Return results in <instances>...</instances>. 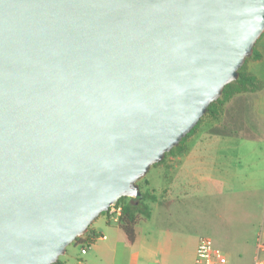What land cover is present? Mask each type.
<instances>
[{
  "label": "water",
  "instance_id": "95a60500",
  "mask_svg": "<svg viewBox=\"0 0 264 264\" xmlns=\"http://www.w3.org/2000/svg\"><path fill=\"white\" fill-rule=\"evenodd\" d=\"M264 0H0V264H54L236 80Z\"/></svg>",
  "mask_w": 264,
  "mask_h": 264
},
{
  "label": "crops",
  "instance_id": "0c3cea01",
  "mask_svg": "<svg viewBox=\"0 0 264 264\" xmlns=\"http://www.w3.org/2000/svg\"><path fill=\"white\" fill-rule=\"evenodd\" d=\"M263 34L255 45L260 56L249 57L243 67L260 81V88L231 96L220 113L203 121L185 140L184 148L164 164L167 171L159 189L161 197L155 189L148 191L155 200L150 201L149 217L137 222L133 244L126 242L117 223L91 226L84 238L92 241L93 234H98L102 237L96 239L106 241L93 244L97 260H107V249L112 246L113 257L107 261L111 264H183L184 243L193 234L189 223L197 225L202 199L207 196H225L224 202L235 208L227 222L230 230L222 231L225 237L234 232L248 246L254 236V258L262 251L264 259V250L257 249L258 238H264Z\"/></svg>",
  "mask_w": 264,
  "mask_h": 264
},
{
  "label": "rangeland",
  "instance_id": "374dc122",
  "mask_svg": "<svg viewBox=\"0 0 264 264\" xmlns=\"http://www.w3.org/2000/svg\"><path fill=\"white\" fill-rule=\"evenodd\" d=\"M209 117V115H205L203 117V121H205ZM177 151L178 149L173 148L172 152H167L165 154L163 161L150 166L146 174L137 181L141 192L151 191L152 189H155V193L159 197H161L159 194V189L164 185L166 181L165 173L167 171L164 167V164H166V162L170 160L171 156H173ZM224 197L207 196L202 199L203 204L201 205V219H199L197 225H194L191 222L189 223V230L192 231L191 233L193 234L184 243L183 264H196L195 249L197 241L201 236L209 237L210 239H212L215 246L218 247L226 256L228 264H257L256 259L254 258V254L256 252L254 236H250L251 241L249 242V245L246 246L242 241L241 236L234 235V232H232L231 236H226L227 238H231V241L229 242V240L227 241L224 233L222 232H227L228 230H230L228 225L229 219L230 215H232L233 210L235 209L224 202ZM128 199L129 197L127 196L124 198V200ZM148 203L149 205H152L153 202L148 201ZM104 212L101 213L92 222L91 226L94 225L95 222V224L99 226H108V224H111L113 226L116 225L115 222H109L107 213L106 211ZM141 224L144 223L141 222ZM94 243L102 245L105 244L106 241L94 239L89 243L84 242L83 246H85L86 250L88 251L86 255L81 254L80 252L81 244H75L73 241L67 246L65 254L59 256V259L67 260L69 264H111L107 261L111 260L113 257L112 246L107 249V260H97V258L95 257V247L93 245ZM125 248V250H130L129 247ZM238 254H240L241 257H239ZM258 255L259 258L264 261L262 257V251H260Z\"/></svg>",
  "mask_w": 264,
  "mask_h": 264
},
{
  "label": "trees",
  "instance_id": "16d2710c",
  "mask_svg": "<svg viewBox=\"0 0 264 264\" xmlns=\"http://www.w3.org/2000/svg\"><path fill=\"white\" fill-rule=\"evenodd\" d=\"M264 33V31H263ZM262 33V34H263ZM261 34V35H262ZM260 38V37H259ZM259 53L256 51L255 47L253 49L251 57L257 58L259 57ZM247 60V59H246ZM244 64L239 69V75L238 78L228 84H226L223 88L221 96L211 102L205 114L199 119L198 123L191 129L190 132H188L179 142L177 146H175V149H178L179 151L184 148V142L185 140L198 128V126L202 123L203 117L205 115H209L211 117H216L220 111L224 103L234 94L244 91H254L258 90L261 86L260 81L243 71ZM173 148L169 151L172 152ZM163 161V160H162ZM160 163V162H159ZM156 164V163H155ZM153 164V165H155ZM125 197H121L118 200V203L122 204V215L119 218L117 225L119 228L123 231L125 235L126 242L131 245L134 243L136 238V224L139 221L141 217H149L151 207L148 203V201H154L155 196L149 193L148 191L142 192L141 198H133L129 197L128 200H124ZM103 213V212H102ZM105 213V212H104ZM91 225L88 227L87 232L83 236L76 237L74 240V243L76 244H83L84 242H91L90 240H87L84 238V236H87L88 231H90ZM88 237V236H87ZM98 234H93L92 239L99 238ZM54 264H65L62 262L61 259L58 258V260Z\"/></svg>",
  "mask_w": 264,
  "mask_h": 264
},
{
  "label": "built area",
  "instance_id": "2783aa9c",
  "mask_svg": "<svg viewBox=\"0 0 264 264\" xmlns=\"http://www.w3.org/2000/svg\"><path fill=\"white\" fill-rule=\"evenodd\" d=\"M108 220L117 223L122 215V204L115 203L109 206L106 210ZM102 237V236H101ZM257 249H264V238L260 237L257 240ZM81 254L87 252L86 247L81 245ZM257 264H264L262 259H256ZM195 263L196 264H227L224 253L215 246L212 239L209 237L201 236L197 242L195 250Z\"/></svg>",
  "mask_w": 264,
  "mask_h": 264
}]
</instances>
